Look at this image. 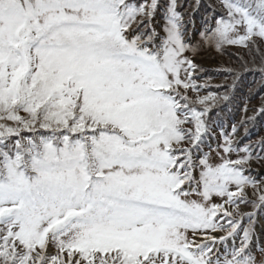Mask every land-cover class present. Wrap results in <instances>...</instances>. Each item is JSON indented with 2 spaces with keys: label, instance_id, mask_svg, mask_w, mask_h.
Instances as JSON below:
<instances>
[{
  "label": "snow or ice",
  "instance_id": "obj_1",
  "mask_svg": "<svg viewBox=\"0 0 264 264\" xmlns=\"http://www.w3.org/2000/svg\"><path fill=\"white\" fill-rule=\"evenodd\" d=\"M183 9L0 0V264H264V137H240L264 100L213 118L264 87V0ZM204 48L236 49L224 82H199Z\"/></svg>",
  "mask_w": 264,
  "mask_h": 264
},
{
  "label": "rangeland",
  "instance_id": "obj_2",
  "mask_svg": "<svg viewBox=\"0 0 264 264\" xmlns=\"http://www.w3.org/2000/svg\"><path fill=\"white\" fill-rule=\"evenodd\" d=\"M183 4H184L183 10L186 12H189L188 6L192 7L195 4V1L194 0H186V1L184 0ZM187 4H188V6H187ZM197 29H199V27H197ZM192 32H193V29L189 28L190 35L192 34ZM198 39H199V36H198V32H197V34L193 36V40L196 41ZM235 51H236L235 48L229 49L227 52H224V53H219L214 48H204L203 50H201L198 53V55L196 56V62L201 67V72L199 73V82L203 83L204 81L208 80V81H210V83L212 85H216V84L224 82L225 77L216 78L212 75L215 74L216 72H220L222 69H226L228 67H231L232 64L235 65L234 64V63H236L235 56H233L231 54ZM223 54H225L226 57L230 58L229 60H231L230 61L231 63L228 62L225 64V59H224ZM257 63H258V61H257ZM250 66H253V65H250ZM254 67H256V65H254ZM209 90H210V88H209ZM206 94H207V92H201V95H206ZM259 107H260V101L259 100H254L252 102H249V111H248L247 115L251 116L253 114L252 109L259 108ZM242 109L239 112V115L236 117V120H235L236 123L238 121H240L245 116V113L243 112ZM250 126L251 125L249 123L247 125H245L246 128H248ZM254 135H256L257 137L252 138V136H254ZM254 135L246 137L247 133L245 132L244 127H241L240 137L244 140V142H248L251 140L256 141V139H258V138L260 139V138L264 137V128L259 131V134L257 132V134L255 133ZM250 138H252V139H250ZM212 147L215 148V142L214 141L212 143ZM251 168H252V171H251L250 175L256 177L257 179L264 180V159L259 160V161H253ZM244 210L249 211L250 209L245 208ZM257 232L258 233L264 232V216H262L260 218V220L257 224Z\"/></svg>",
  "mask_w": 264,
  "mask_h": 264
},
{
  "label": "trees",
  "instance_id": "obj_3",
  "mask_svg": "<svg viewBox=\"0 0 264 264\" xmlns=\"http://www.w3.org/2000/svg\"><path fill=\"white\" fill-rule=\"evenodd\" d=\"M186 1V0H185ZM195 1V0H194ZM184 0H181V3H183ZM193 2V1H192ZM209 2V0H201V3L206 5ZM188 6V4H187ZM188 13H192L193 6H188ZM205 15L203 12V9H201L199 12L193 14V19L195 20L196 28L200 27L203 24L202 17ZM190 29H192V26H189ZM225 64L230 62L229 57H226L225 54ZM233 62V61H232ZM231 63V62H230ZM234 63V62H233ZM236 64V63H234ZM233 66V64H232ZM253 68V66H251ZM212 76L216 78H223L225 75L220 71L216 72ZM226 78V77H225ZM209 90V89H208ZM209 91L215 92L217 89L215 87L210 88ZM220 91H223L222 89ZM252 93L251 98L249 99V93ZM237 96L239 99L234 102L233 104H229L227 107L218 109L217 113L214 115V120L216 121V124H223L224 127H227L233 123H236V117L239 115V112L243 108V103H241V100L248 99V103L252 102L254 100H259L260 104L261 101L264 100V87H261V76L258 72L253 71L250 74H246L243 77L242 83L239 86V91L237 92ZM251 126L247 128V136L254 135L255 133L259 134V131L264 128V116H257L256 119L253 122L249 123ZM257 137L256 135L252 136V138ZM250 138V139H252ZM246 139V138H245ZM259 139V138H258ZM256 139V141L258 140ZM252 142H255L254 140H251Z\"/></svg>",
  "mask_w": 264,
  "mask_h": 264
}]
</instances>
